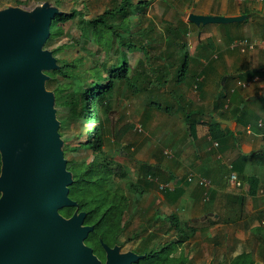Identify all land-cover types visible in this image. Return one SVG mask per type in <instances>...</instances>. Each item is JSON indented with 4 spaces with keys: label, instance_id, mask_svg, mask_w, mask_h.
Returning <instances> with one entry per match:
<instances>
[{
    "label": "crops",
    "instance_id": "crops-1",
    "mask_svg": "<svg viewBox=\"0 0 264 264\" xmlns=\"http://www.w3.org/2000/svg\"><path fill=\"white\" fill-rule=\"evenodd\" d=\"M159 1H171V10L188 24L190 31L202 33L200 37L204 42L196 34L189 40L192 44H187V52L190 58L197 61L199 68H190L188 72L194 73L179 78L181 83L170 85V88L166 85L160 87L159 92L155 91V95L169 92L176 96L169 100L177 114V123L172 125H175V132L164 142L173 151V157L169 160L162 157L163 144L157 152L154 149L145 162L155 166L154 178L173 184L172 196L167 204L174 210H183L191 219L205 216L204 220L206 217L218 220L214 224L212 220L206 223L214 225L225 242L229 240L232 247L240 248L241 251L233 256L242 251L252 252L255 256L264 255V191H261L264 188V128L256 125L258 119L264 118V50L241 54L236 50L229 52V45L225 44L242 37L264 38V5L233 0ZM191 13L219 16L246 14L248 18L228 24L196 25L187 20ZM178 64L165 76L169 82L178 79ZM223 77L224 87L221 82ZM198 79L201 80L197 87L199 95H191L187 86L190 87ZM239 79L250 81V85L237 87ZM232 89L234 95L230 101L229 91ZM242 99H245L241 105L243 112L232 114V108ZM190 112L197 113L194 141L186 133L184 120V113ZM215 122L220 123V130L227 135L217 148L213 146L214 140L209 134V126ZM218 153L222 160L216 157ZM241 156L245 158L243 162H240ZM227 163L237 165L235 171L243 177L244 188L229 185ZM190 174L194 175V181H187ZM251 175L259 179L258 192L254 196L247 194L246 178ZM198 177L210 182L208 202L202 200V187L196 182ZM240 197H246L242 204ZM236 206L238 209L244 207V211L232 223L228 220L236 213Z\"/></svg>",
    "mask_w": 264,
    "mask_h": 264
},
{
    "label": "water",
    "instance_id": "water-1",
    "mask_svg": "<svg viewBox=\"0 0 264 264\" xmlns=\"http://www.w3.org/2000/svg\"><path fill=\"white\" fill-rule=\"evenodd\" d=\"M60 13L46 2L30 15L17 7L0 9V264H98L83 243L93 231L83 224L85 212L69 218L59 213L77 207L68 196L73 178L54 93L45 86V72L58 65L43 47ZM246 18L191 13L187 20L206 25Z\"/></svg>",
    "mask_w": 264,
    "mask_h": 264
},
{
    "label": "trees",
    "instance_id": "trees-1",
    "mask_svg": "<svg viewBox=\"0 0 264 264\" xmlns=\"http://www.w3.org/2000/svg\"><path fill=\"white\" fill-rule=\"evenodd\" d=\"M149 5L150 2L148 0H137L136 2L133 0H120L112 8L105 9L99 17L84 20L81 27V37L98 45V49H100L102 53L108 54L110 49L113 48L114 54H116L118 58L115 62L112 63L109 61V63H105V61L101 62V60H99L98 64L92 63L88 70H84L78 66L79 63L73 60L67 61L57 59L58 67L45 72L48 76L46 85H50L52 81H55L57 86L53 90L54 93L57 94L61 92V95L55 96L54 106L71 107L72 111H74L76 100L82 99L83 109L79 113V116L87 123H94V126L89 128L83 142L78 144L79 147L85 150L90 149L93 158L88 162L83 161L80 163L76 162L73 156L66 159L67 169L71 172L73 178V182L69 186L68 196L70 199L77 202V209L79 211L85 212L84 224L93 225V232H123L126 228L124 221L126 213H131L134 206L141 200L145 193L156 187L155 182L148 179V176H155L153 174L155 166L145 162L138 163V169L143 171L139 178L135 181L126 183L125 187L118 185L119 180L127 177V172L120 163L108 157L103 150L105 143L103 133L104 123L100 118V111L107 103L109 96L113 93L117 82L125 83L132 93L147 92L148 101L146 107H148V109L163 108L169 111L173 109L174 105L169 104V99L165 96L166 93L155 95V91L159 92L160 87L162 88L168 85L169 80L165 76L169 74L171 69L175 68L178 62L176 73L178 79L174 80V84L181 83V79L179 78H186L188 75H192L194 72H188L190 68L193 70L199 68L198 65H196L197 61L190 58L187 50H184L186 44L184 42V36L188 33V24L186 22L181 19L176 20L174 23L164 21L163 32L160 33H156V27L153 23H148L147 26L149 28H142L143 22L149 21L147 17ZM76 14L77 12L72 10L70 12L62 11V13L56 15L52 20L50 35L44 46L49 45L54 40L55 34L60 33V29L56 27L73 20ZM131 16H135L136 18V21L133 23L134 25L131 24ZM113 18L125 19L127 24L126 28L121 29L118 28V26L110 24L108 20ZM162 42L167 44L166 50H168L165 63L162 62V65L157 66L154 71H152L148 65V69H150L148 73H146L141 62L136 66L139 67L140 70H135L137 68L133 69V71L131 70L129 61L124 53L125 50L128 52L138 49L144 51L146 48L145 44H162ZM63 47L64 45L53 49V55L55 56ZM181 49H183V51ZM162 55L163 53L158 54L154 58L158 60L160 58L162 59ZM191 61H193V63H190ZM100 63H103L101 66L104 68L106 76H101L102 72L98 69ZM89 71L93 72L94 78V83L89 88H80V86L77 87L72 85L71 82H62L63 80H68L70 76H77V74ZM200 83L201 82H196L197 87ZM224 86L225 83L222 87ZM70 87H72V89L67 91ZM233 91V89L231 92L229 91L231 94L229 97L230 101L233 99ZM167 94L171 97L170 99H174L172 93L167 92ZM165 102L166 104L162 106ZM244 102L245 99L236 102L231 110L232 114L235 115L243 112L244 107H241V105H243ZM182 109H184V107H182ZM58 114L59 113H57V115ZM196 114L195 112L184 113L186 133L191 141H194L196 138V125L198 124ZM57 118L60 121V129L66 125L69 119L68 116L66 118ZM209 134L211 139L217 143H221L227 138V135L220 130V123L218 122L209 126ZM119 137H122L121 133L118 135V138ZM70 150H72V148H69L68 143L64 142V158ZM244 159V156H241L240 162H243ZM231 165L234 171L237 170V165L233 163H231ZM241 169L242 168H240V170ZM238 178L243 180L240 174ZM246 179L248 184L247 194L249 196H254L258 192L259 179L254 175L248 176ZM127 192L130 194L128 195ZM172 192L171 190H161V198H163L164 202L167 203V201L171 199ZM245 198L246 197H240L241 204L244 203ZM202 200L203 202H208L210 200L209 192L208 198L204 199L203 189ZM73 210L74 207H63L59 212L63 216L68 217L72 214ZM237 219L238 218H229L228 221L232 222ZM208 220H212L211 222L213 224L218 221L213 220L211 217H206L205 221ZM167 222L170 223V229L174 233L189 232L195 234L197 231L194 223H191L190 220L188 222L180 220L177 213L169 215L167 217ZM228 264H256V262L252 258L250 252L242 251L232 257Z\"/></svg>",
    "mask_w": 264,
    "mask_h": 264
},
{
    "label": "rangeland",
    "instance_id": "rangeland-1",
    "mask_svg": "<svg viewBox=\"0 0 264 264\" xmlns=\"http://www.w3.org/2000/svg\"><path fill=\"white\" fill-rule=\"evenodd\" d=\"M119 1L120 0H0V9L17 7L27 15H30L35 8L40 7L46 2L58 7L61 11H76L77 14L73 20L56 27L60 29V33L55 34L54 40L43 48L52 51L56 47L64 45L63 49L55 54V57L59 60H73L79 63L78 66L81 69L88 70L92 63L98 64L99 60H101V62L105 61V63H109V61L113 63L118 58L117 55L114 54L113 48L110 49L108 54L102 53L100 49H98V45L81 37V27L84 20L99 17L105 9L112 8ZM133 1L136 2L137 0ZM148 1L150 2L147 10L149 21L143 22L142 28H149L147 26L148 23H153L156 27V33H160L163 32L164 21L174 23L176 20L181 19L178 18L179 16L176 11L171 10V1ZM130 19L131 24L136 21L135 16H131ZM108 21L110 24L118 26V28L121 29H125L127 25L125 19L113 18ZM196 34L199 40L204 42L200 37L202 33L200 34L198 31L193 33L188 28V33L184 36V42L186 43L184 50H188L187 44H192L189 40L191 36H195ZM225 44L229 45V52L233 50L230 48L232 42H226ZM145 45L146 48L144 51L139 49L132 52L124 51L132 71L135 68H137L135 70H140L139 67H136L140 62L146 73H148L150 69L154 71L157 66L162 65V62L165 63L166 53L168 52V50H166L167 44L162 42V44ZM181 50L183 51V49ZM162 53V59L160 58L158 60L154 58ZM101 64L103 63H100L98 69L102 72L101 76H106V72ZM148 65L150 69H148ZM173 70L174 69H171L170 72ZM62 82H71L74 86L89 88L94 83L93 72L89 71L77 74V76H70L68 80H63ZM196 82L198 83L201 81L197 80ZM196 82L190 87L187 86V90L190 91L191 95L195 96L199 95L200 91V89L197 88ZM172 83L174 84V80L169 82L167 88H170V85H173ZM45 86L47 90L54 93L53 90L57 86V83L52 81L50 85H46L45 82ZM70 89H72V87L66 90L69 91ZM58 95H61V92L57 94L54 93V97ZM165 96L170 100L167 92ZM174 98H176V96ZM147 101V92L132 93L125 83L117 82L113 93L109 96L107 103L100 111V118L104 123L103 133L105 143L103 150L108 157L120 163L127 172V177L118 182V185L121 187H125L126 183L135 181L141 176L140 174L143 171L138 169V163L147 161L150 153L154 149H156V152L159 148L161 149V145H163L166 140L172 138V134L175 132V125L172 127L173 124L177 123V114L175 111H173V109L167 111L163 108L148 109V107H146ZM165 104L166 102L163 103L162 106ZM55 108L56 112L59 113L58 115L56 113L57 117H69L66 125L61 129L59 127L63 142H67L69 148H72V150L66 154L65 158L67 159L73 156L74 160L79 163L90 161L93 158L91 150H85L78 146V144L82 143L85 139L89 128L94 126V123H87L79 116V113L83 109V100H76L75 108L73 109L75 112L72 111L71 107L58 106ZM137 126L141 127V131L136 129ZM120 133L122 137H119V139L118 135ZM166 146L167 144H164V149L163 152L161 149V154L163 158L169 160L173 157V151ZM166 153L170 154L171 157ZM261 191L263 192L264 188H262ZM127 194L129 195L130 193L127 192ZM235 211L236 213L230 218L236 219V217H239L243 213L244 207L238 209L236 206ZM129 213L130 212H127L124 217L126 228L123 232L125 233L173 232L170 229V223L167 222V217L172 213H177L182 221L188 222L190 220L197 228L195 233L196 236H193V239L200 242L199 247L193 246V250L196 248L199 251L202 250V260H199V264H228L229 260L234 257L233 255L241 251L238 246L232 247L229 240L225 242L223 236L216 230L214 225L206 223L208 221L204 219L193 221L183 210H174L169 204L162 200L161 190L158 186L145 193L141 200L134 206L132 212ZM234 221H232V223ZM188 234L192 233L188 232ZM250 253L256 264H264V255L255 256L252 252Z\"/></svg>",
    "mask_w": 264,
    "mask_h": 264
},
{
    "label": "flooded vegetation",
    "instance_id": "flooded-vegetation-1",
    "mask_svg": "<svg viewBox=\"0 0 264 264\" xmlns=\"http://www.w3.org/2000/svg\"><path fill=\"white\" fill-rule=\"evenodd\" d=\"M75 212L80 211L74 206L72 214ZM193 236L196 234L91 231L83 243L91 248L98 264H199L202 250H193L194 245L199 247L200 244Z\"/></svg>",
    "mask_w": 264,
    "mask_h": 264
},
{
    "label": "built area",
    "instance_id": "built-area-1",
    "mask_svg": "<svg viewBox=\"0 0 264 264\" xmlns=\"http://www.w3.org/2000/svg\"><path fill=\"white\" fill-rule=\"evenodd\" d=\"M235 2L238 3H245V2H252V3H259V4H263L264 5V0H233ZM230 48L233 50L238 51L241 54H245L247 52L250 51H255V50H264V38H260V37H252V38H248V37H242L239 39H236L232 42V44L230 45ZM200 81V79H198ZM250 85V81H244V80H237L236 81V86L237 87H241V88H246ZM256 125L259 128H264V118H260L257 120ZM136 129L138 131H141V127L137 126ZM213 146L215 148L218 147V143L214 142ZM168 154V153H166ZM170 155V154H168ZM218 159L222 160V156L218 153L216 156ZM228 169H229V175H228V183L229 185H231V187L233 188H244L243 186V182L238 178L237 173L233 170L232 165L227 163L226 164ZM148 179L151 181H154L156 186H158V188L160 190H173V184L169 183V182H160L158 181L156 178L152 177V176H148ZM194 175L190 174L187 177V181L191 182L194 181ZM197 184L199 186L202 187L203 189V196L204 199L208 198V192L210 189V182L208 180H206L205 178L202 177H198L196 180Z\"/></svg>",
    "mask_w": 264,
    "mask_h": 264
}]
</instances>
